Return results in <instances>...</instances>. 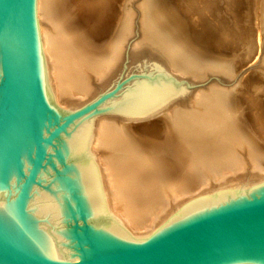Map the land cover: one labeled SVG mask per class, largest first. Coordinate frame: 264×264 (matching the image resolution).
<instances>
[{"label": "water", "instance_id": "obj_1", "mask_svg": "<svg viewBox=\"0 0 264 264\" xmlns=\"http://www.w3.org/2000/svg\"><path fill=\"white\" fill-rule=\"evenodd\" d=\"M161 79L58 110L36 0H0V264H264V182L194 198L151 236L134 238L112 212L87 146L100 116L165 98Z\"/></svg>", "mask_w": 264, "mask_h": 264}, {"label": "bare ground", "instance_id": "obj_2", "mask_svg": "<svg viewBox=\"0 0 264 264\" xmlns=\"http://www.w3.org/2000/svg\"><path fill=\"white\" fill-rule=\"evenodd\" d=\"M132 1L36 0L46 85L57 107L75 109L93 95V81L103 85L115 74L132 32ZM196 1L140 0L133 56L147 54L173 72L200 77L211 67L231 71L219 61L202 58L195 41L213 48L242 43L248 55L253 53L254 33L247 20L238 33V24L219 18L220 0H200L210 17L199 18L195 25L196 11L190 9ZM249 1L243 0V6ZM210 90L195 95L185 110L177 103L180 91L173 85L165 98L97 123L87 147L112 212L134 238L151 236L171 213L192 200L187 199L210 194L211 187L217 185L221 191L264 182V113H253L264 105L254 106L257 101L251 95L242 102L252 119L246 124L229 93ZM171 106L178 108L143 125L141 136L119 124L158 117ZM165 127L168 133L162 134ZM247 169L252 170L249 180L242 183Z\"/></svg>", "mask_w": 264, "mask_h": 264}, {"label": "rangeland", "instance_id": "obj_3", "mask_svg": "<svg viewBox=\"0 0 264 264\" xmlns=\"http://www.w3.org/2000/svg\"><path fill=\"white\" fill-rule=\"evenodd\" d=\"M221 15L219 18H227L229 21L238 24L236 32L239 33L241 26L244 25V22L247 20L248 24L252 27L254 33V51L251 55L246 53V49L242 43H235L233 45L223 44L220 47H205L201 45L199 41L194 44L195 51L205 60L209 61H219L225 67H229L231 72H225L224 70H218L207 68L200 77H192L187 75H181L179 73L173 72L168 69L166 66L161 64L159 61L147 54H132L135 44L138 42V33L140 31L139 25V9L138 4L140 0L132 1L134 7V19L132 21V32L129 37L128 42L125 46V51L121 60L120 65L118 66L115 74L109 78L103 85L99 82L93 81L95 86V91L93 95L86 100L84 103L80 104L77 108H81L89 101L97 97L99 94L125 82L126 80L131 79H142V78H157L162 77L172 83L179 91L180 95L178 96V102L185 110L190 108V105L199 92L209 93L215 88H220L222 91L229 93L237 103L239 108V113L243 115L244 123L249 124L252 122L249 114L244 111L243 104L244 100L250 95L251 98L256 99L257 105H264V0H251L247 7L243 6V0H240L242 3H237L233 1L227 3L226 1L220 0ZM190 11L193 15L192 20L196 25L199 18H208L210 17V12L205 8L200 0L192 4ZM261 36L260 42L257 41V37ZM92 42H95L92 40ZM100 45V44H98ZM250 93V94H249ZM57 107V106H56ZM58 110L65 111L64 106L57 107ZM178 107L171 106L163 114H159L158 117H152L149 119H144L141 121H132L129 123L119 122L127 127L128 132L133 136H141V131L143 130V125L148 123L158 122L159 119L169 114ZM181 108V107H180ZM66 110V111H73ZM255 113H264L263 109L254 110ZM109 117H99L98 122L108 119ZM251 120V121H250ZM97 122V123H98ZM248 129L252 132V137L259 139L255 131H252L251 126H248ZM162 134L168 133V129L165 127L161 129ZM161 131V132H162ZM252 138V139H253ZM254 141V139H253ZM255 142V141H254ZM251 169H247L245 172V180L242 179L241 182H247L249 180V174ZM264 181V175L262 176ZM258 183L257 181L250 182L246 185H238L237 188H244ZM203 191V190H202ZM220 191L218 186L211 187L207 193H214ZM202 194V193H200ZM199 195V194H197ZM194 197L187 199L191 200ZM185 201V202H186Z\"/></svg>", "mask_w": 264, "mask_h": 264}]
</instances>
